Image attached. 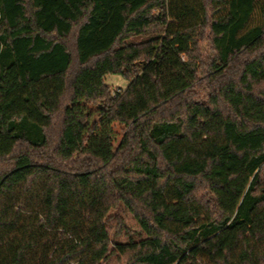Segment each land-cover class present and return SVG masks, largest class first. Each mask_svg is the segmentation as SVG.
I'll return each instance as SVG.
<instances>
[{"label":"trees","instance_id":"1","mask_svg":"<svg viewBox=\"0 0 264 264\" xmlns=\"http://www.w3.org/2000/svg\"><path fill=\"white\" fill-rule=\"evenodd\" d=\"M110 257L264 264V0H0V264Z\"/></svg>","mask_w":264,"mask_h":264},{"label":"rangeland","instance_id":"2","mask_svg":"<svg viewBox=\"0 0 264 264\" xmlns=\"http://www.w3.org/2000/svg\"><path fill=\"white\" fill-rule=\"evenodd\" d=\"M106 82L111 86L113 90H116V88L125 89L129 84V82L123 76L117 74L108 75L106 77ZM38 199L39 198L37 195L27 197L23 195L21 191H19L16 202L17 210H20L23 213V217L26 222H28L30 219H33L41 212V204H39ZM120 218L124 220L128 230L124 229L120 235H116V229ZM108 229L111 233V236L114 238V241L120 243H126L128 241L129 232L137 241L145 237V234L139 226L138 222L123 204L115 209H112L110 213ZM113 247L114 246H112L111 248ZM102 264H121V262H119L115 257H110Z\"/></svg>","mask_w":264,"mask_h":264},{"label":"built area","instance_id":"3","mask_svg":"<svg viewBox=\"0 0 264 264\" xmlns=\"http://www.w3.org/2000/svg\"><path fill=\"white\" fill-rule=\"evenodd\" d=\"M113 94H114V95L116 94V91H115V90H113Z\"/></svg>","mask_w":264,"mask_h":264}]
</instances>
